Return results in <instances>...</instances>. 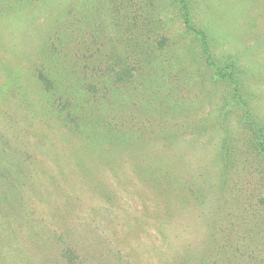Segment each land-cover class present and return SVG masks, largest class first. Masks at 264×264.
<instances>
[{
    "label": "rangeland",
    "instance_id": "rangeland-1",
    "mask_svg": "<svg viewBox=\"0 0 264 264\" xmlns=\"http://www.w3.org/2000/svg\"><path fill=\"white\" fill-rule=\"evenodd\" d=\"M41 1L0 0V101L16 89L27 88L25 68L34 59V68L39 66L37 61L51 49L52 37L71 25L65 36L68 43L63 47L64 55H73L74 69L80 78H83L81 71L94 70L98 74L96 68L103 70L106 62L117 56L136 64L138 74H144L140 79H144L145 85L164 88L170 94L169 105L179 108L163 113L170 124L187 123L194 117L211 125L218 122L223 130H228V123L235 126L234 112L230 118H219L218 111L230 88L212 81L214 67L209 68L199 41L186 31L176 0H127L130 3L120 11H113L112 0H94L95 6L99 1V9L88 12L94 22L90 28L84 23L90 17L84 14L81 6L84 4L79 0L74 3L72 0L67 6H60L57 0L43 4ZM189 8L192 25L202 28L207 35L209 61L220 67L229 61L236 62L248 101L263 119L264 0H191ZM71 19L75 20L73 24ZM153 26L156 28L152 29ZM148 27L151 28L145 35ZM70 29L75 37H70ZM141 31L142 36H138ZM155 35L168 39V47L161 53L153 46ZM145 38L150 41L145 42ZM166 61L170 62L171 70H165ZM158 99L156 95L149 103L142 100V105L157 104ZM14 113L17 125L26 124L29 128L19 134L23 133L22 138H28V142H34L31 138L42 124L41 116L30 118L26 111L22 115L18 107ZM8 132L15 131L12 132L8 123L0 121V133L8 135ZM59 134H51L48 145H59ZM212 135L218 137L219 134ZM249 136L245 131L233 136L232 146L244 157L237 159L238 162L247 160ZM214 141L209 135L191 133L185 140L170 137L153 146L148 141H139L130 142L122 150L94 149L88 155L80 152L83 164L72 166L71 171L76 175L70 177L82 184L68 183L65 192L58 187L61 195L51 204L54 216L48 227L73 225L75 219L78 224L104 223L100 230L108 238H104L98 249L114 254L110 264H202L211 251L207 230L212 223L213 208L221 209L229 198V193L221 186L209 184L208 172L214 166L211 157L219 150ZM22 149L32 156V144H24ZM55 159L61 161L59 157ZM248 162L247 170L236 172L234 176L253 193L257 185L264 184V167L251 156ZM248 169L255 172L254 178ZM33 178L36 183L44 181L39 175ZM262 189L264 191V185ZM211 190H215L212 195ZM66 196L83 199L71 207L73 217L63 207ZM107 196H110L108 200ZM93 199L94 217L88 218L85 216L88 209L84 208ZM108 212L111 215L106 218ZM28 218L32 225L37 224L36 213ZM114 238H119L121 243ZM259 258L263 259L259 260L260 264H264V258ZM250 259L253 257L245 255L243 262L248 263Z\"/></svg>",
    "mask_w": 264,
    "mask_h": 264
},
{
    "label": "trees",
    "instance_id": "trees-1",
    "mask_svg": "<svg viewBox=\"0 0 264 264\" xmlns=\"http://www.w3.org/2000/svg\"><path fill=\"white\" fill-rule=\"evenodd\" d=\"M46 1L41 2L43 4ZM71 1L56 2L61 6ZM79 1L84 4L81 6L88 17V12L99 9V1L97 6L94 0ZM190 1L176 0L182 23L186 31L194 34L199 41L209 68L214 67L211 69L212 81L230 88L218 111L219 118H230L234 112L237 117H234L235 126L228 123V130H223L218 122L211 125L194 117H190L187 123L170 124L167 121L169 118L163 113L179 110L169 105L170 94L164 88L145 85L144 79H140L144 74H138L134 66L136 64L127 63L117 56L110 58L103 70L96 68L98 74L94 70L81 71L83 78H80L79 72L74 69L76 60L73 55H64L63 47L68 43L65 36L71 25L60 30L52 37L48 54L44 53L42 60L37 61L40 62L39 66L37 64L34 68V59L25 68L27 88L16 89L0 101V121L8 123L12 132L15 131L13 134L8 132V135L0 133V264H110L114 254L110 250L98 249L104 238H108L100 230L104 223L95 221L78 224L73 219V225L48 227L54 216V206L51 207V204L61 195L58 187L65 192L68 183L77 186L82 184L77 178L74 181L70 177L76 175L71 167L83 164L80 152L88 155L94 149L108 152L122 150L130 142L137 144L139 141H148L153 146L157 141L164 142L170 137L185 140L191 133L209 135L213 141L216 139L214 142L219 150L211 157L214 166L208 172L209 184L221 186L229 193L222 208L214 207L211 213L212 223L207 230L211 251L202 264H260L259 260L263 261L259 257L264 258V184L257 185L255 192L251 193L247 186L238 181V177L236 180L234 174L247 170L250 156L257 158L264 167V118L249 103L236 62L229 61L220 67L209 61L207 35L202 28L192 25ZM127 3L130 2L112 0L111 7L113 11H120ZM74 21L71 19L72 24ZM84 23L90 28L94 22L90 17ZM150 28H146L145 35ZM70 32V37H75L74 31L70 29ZM138 36H142V31ZM146 41L150 40L145 38ZM152 41L159 53L168 47V39L163 35H155ZM169 63L166 61L165 70H171ZM156 95L160 98L155 101L157 104L148 107L142 105V100L149 103ZM16 107L22 115L26 111L30 118L41 116L42 124L31 138L34 142H28V138H22L23 133L19 134L24 128L27 131L29 128L26 124L17 125L15 122ZM242 131L250 135L246 162L237 161L244 157L232 146L233 136ZM54 132L60 133L61 142L56 146L48 145L49 137ZM212 133L219 135L216 137ZM24 144L33 145L32 156L22 149ZM114 152L121 154L119 151ZM57 157L60 162L55 159ZM61 168L65 170L61 171ZM250 173L254 178L255 172L251 170ZM35 175H39L43 183H36L33 178ZM215 190H211V195ZM63 201V207L73 217L71 207L83 202V199L66 196ZM94 205L93 199L84 208L88 209L86 217H94ZM34 213L36 225H32L28 218ZM110 215L108 212L105 216L108 218ZM116 241L119 243V238ZM245 255L253 259L244 263Z\"/></svg>",
    "mask_w": 264,
    "mask_h": 264
}]
</instances>
